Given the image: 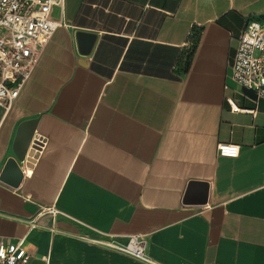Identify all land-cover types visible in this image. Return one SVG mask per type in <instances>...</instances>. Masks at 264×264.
Returning a JSON list of instances; mask_svg holds the SVG:
<instances>
[{
  "label": "crops",
  "instance_id": "crops-1",
  "mask_svg": "<svg viewBox=\"0 0 264 264\" xmlns=\"http://www.w3.org/2000/svg\"><path fill=\"white\" fill-rule=\"evenodd\" d=\"M261 15L264 0L54 6L59 24L0 108V171L19 138L43 141L17 184L0 179V238H22L27 264H264V98L229 68ZM129 235L149 261L103 243Z\"/></svg>",
  "mask_w": 264,
  "mask_h": 264
},
{
  "label": "built area",
  "instance_id": "built-area-1",
  "mask_svg": "<svg viewBox=\"0 0 264 264\" xmlns=\"http://www.w3.org/2000/svg\"><path fill=\"white\" fill-rule=\"evenodd\" d=\"M64 3L65 0H0V108L4 111L30 75L39 52L59 24L51 17L52 8L57 6L62 12ZM186 44L192 49V40ZM229 68L231 77L239 85L264 98V15L247 20ZM228 101L232 104L230 98ZM33 142L37 151L43 143L42 137ZM216 148L220 155L229 157L236 156L239 151V146L231 142H219ZM103 243L141 261H149L145 240L140 235H129L125 243ZM28 259L22 238L10 243L0 238V264H27Z\"/></svg>",
  "mask_w": 264,
  "mask_h": 264
},
{
  "label": "water",
  "instance_id": "water-1",
  "mask_svg": "<svg viewBox=\"0 0 264 264\" xmlns=\"http://www.w3.org/2000/svg\"><path fill=\"white\" fill-rule=\"evenodd\" d=\"M37 145L29 142L28 137H22L18 139L17 146L15 148V157H10L6 160L3 168L0 171V179L8 184H17L22 176L21 169L19 167V161H31L36 155ZM203 202L205 200L203 199Z\"/></svg>",
  "mask_w": 264,
  "mask_h": 264
},
{
  "label": "trees",
  "instance_id": "trees-1",
  "mask_svg": "<svg viewBox=\"0 0 264 264\" xmlns=\"http://www.w3.org/2000/svg\"><path fill=\"white\" fill-rule=\"evenodd\" d=\"M192 42H193V47H192V49H189L190 51H189V56H191V54H192V51H193V49H194V47H195V45H196V40L195 39H192ZM189 58V57H188Z\"/></svg>",
  "mask_w": 264,
  "mask_h": 264
}]
</instances>
